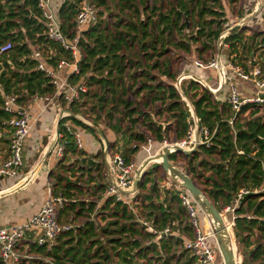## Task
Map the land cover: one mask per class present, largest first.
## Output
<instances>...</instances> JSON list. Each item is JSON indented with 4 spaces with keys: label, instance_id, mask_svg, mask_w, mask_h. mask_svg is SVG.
Listing matches in <instances>:
<instances>
[{
    "label": "trees",
    "instance_id": "16d2710c",
    "mask_svg": "<svg viewBox=\"0 0 264 264\" xmlns=\"http://www.w3.org/2000/svg\"><path fill=\"white\" fill-rule=\"evenodd\" d=\"M82 1L65 0L60 10L62 30L68 41L75 38L74 21ZM88 1L102 10L99 11L98 23L86 27L83 32L86 40L82 39L80 43L83 56L81 71L79 76H72L71 81H83L101 92L105 89V92L114 93L115 107L109 106V99L103 93L90 94L88 100L92 102V115L97 116L95 120H100L101 112L106 110L108 120L113 122L117 109L119 111V107H124L126 112L121 114L129 119V124L145 127L159 145L164 141L175 144L186 139L190 113L175 87L180 75L175 72L179 60L170 58V49L192 54L193 47L199 46L195 52L200 57L206 54L214 57L217 40L234 24L233 21L229 24L222 11L221 0H212V6L208 5L210 0H177L176 5L165 12L157 5L153 10L146 5L143 9L148 16L146 21L141 19L139 11L144 5L142 0ZM217 5L220 7H215ZM246 5L245 15H249L254 3L247 0ZM111 9L118 16L113 27L104 16ZM45 29L36 0H0V45L6 42L15 44L9 57H1L5 60L6 69L0 72V84L6 94L20 96L25 92L21 100L27 102V97L53 93L49 78L37 70L38 62L31 57V47L55 51V55L50 54L46 61L53 66L61 57L69 58V53L59 42L49 40L44 34ZM191 29L195 34L184 38L182 33ZM174 38L176 41H173ZM247 38L244 30L236 27L226 43L237 52L239 48H246ZM180 88L192 103L200 119V128L215 132V136L209 147L201 145L192 155L176 153L171 156V161L179 162L180 158H184L186 172L220 212L232 209L242 190L250 192L244 195L234 210L237 260L238 264H246L247 257H251L252 264H264V110L260 105L242 107L231 127L228 122L233 114L228 104L221 105L212 93L192 79L183 80ZM127 94L142 99L144 102L140 106H144V110L127 100ZM2 103L3 98L0 97V106ZM86 104H89L88 101L78 108ZM131 107L135 108L130 110ZM72 110L78 113L74 107ZM0 113L8 119L3 110ZM68 120L95 135L81 121L75 118ZM68 120H63V124ZM160 122L168 125L163 128ZM63 124L59 133L64 136L66 146L64 157L52 176L53 191L68 201L60 215L69 212L77 218L84 217L86 222L81 228L64 232L51 250L32 244L28 253L46 257L52 264H172L185 258L194 264L195 259L189 257V252L183 248L182 239L165 236L160 239L140 226L139 220L145 219L152 222L156 232L161 233L169 226L173 229L175 220H179L180 224L183 221L179 215L169 213L166 200L162 202V180L156 183L152 178L153 169L146 173L132 208L124 202H117L115 197L105 195V161L97 164L95 158L79 150L75 137L66 131ZM115 128L120 132L121 125L118 123ZM130 129L126 128L124 132L127 144L146 143L148 137L145 134ZM135 152L136 149H129L130 155ZM130 155H125L126 160L130 161ZM156 168L159 166L156 165ZM76 173L81 178L87 177L86 182L93 185L88 190L98 200H104L101 205L97 202L77 204L73 193L81 195L84 188L71 182L69 177ZM172 200L181 205L180 193L173 194ZM187 229L185 227L184 231ZM191 234L188 233L189 237ZM103 237L107 238L106 242ZM34 263L47 264L41 261ZM0 264L5 262L0 260ZM20 264L28 263L24 259Z\"/></svg>",
    "mask_w": 264,
    "mask_h": 264
},
{
    "label": "built area",
    "instance_id": "2783aa9c",
    "mask_svg": "<svg viewBox=\"0 0 264 264\" xmlns=\"http://www.w3.org/2000/svg\"><path fill=\"white\" fill-rule=\"evenodd\" d=\"M36 1L38 2L41 18H43L46 28L44 34L49 40L56 43L59 42L63 49L69 53V58H61L56 69H54L50 68L46 62L50 54L45 55L44 57V52L41 47L31 54V57L38 62L37 70L42 71L45 76L49 78L50 85L54 89L53 93L40 96L35 95L33 96V99L35 101H48L50 104L57 103V105L61 106V120H68L69 118L75 116L72 115L68 109L77 104L84 103L93 92V88L86 82L79 81V83H74L71 81V77L79 76L80 74L81 63L83 60L80 43L82 39L86 40L83 36V32L86 27L96 25L98 23L100 19L99 9L88 0H83L80 3L75 16L76 19L74 21V32L76 35L73 40L68 41L62 30L61 22L59 20L57 21L53 15V0ZM252 2L254 5L251 14L247 15V17L241 18V23H238L237 25L245 27L250 20L262 16L261 21L257 23V25L261 27L262 33H254L252 30L253 46L258 48L257 54L252 53V57L257 55H262L264 57V0H252ZM249 17L250 19L246 21ZM244 21L245 23H243ZM230 35L231 33H229V31L223 32L217 40L219 45L217 55L215 54V56L208 62H203L200 59H197V61H195V66L197 68L214 69L219 73V86L227 87L229 92L227 102L230 106L233 117L228 123L232 127L242 107L246 105H260L262 106V110H264V99L261 97L264 94V68L257 61V58H254L253 61L256 62V64L250 65L249 70L236 61L239 53L244 54V51L247 49L248 40L245 41L246 48H244V50L239 48L237 52L232 51L234 53L231 54L221 53L220 48L222 47L227 50L231 49V45L226 43V39ZM14 48L15 44L12 42H6L0 45V57H9ZM64 68L68 70V74L65 75V77L59 74V71ZM183 80H185L184 74L179 77L178 83L175 85L177 91L178 86L181 87ZM208 88L210 89L209 86ZM210 91L214 93L211 89ZM244 92L247 93V96L244 95ZM22 95L23 94L20 96L14 94H4L2 97V110L8 115V119H4L1 123L2 125L9 127L11 130L9 133L10 144L9 154L7 156L8 158L0 161V179L15 178L22 172V169L25 166L24 148L27 136L31 130L32 117L28 112L27 102L21 100ZM184 101L187 103L186 100ZM186 106L188 108V112L190 113V118L187 121L189 126V134L187 138L175 144L164 141L162 147L176 145L184 150H193L197 144H200V146L205 145L207 147L211 145L215 132L211 133L206 128H200V139L199 142H197L196 124L197 122L200 123V119H195L194 113H192L189 104H186ZM84 108L86 109L87 106ZM133 108L135 107H131L130 110ZM125 112L126 110H124V113ZM87 118L82 115L77 116V119L83 124L92 126L91 118ZM121 118L125 122L129 123V119L127 117L122 115ZM159 124L164 128L163 124L165 123ZM63 126L67 132L75 137L78 149H83V137L72 128L69 121H65ZM137 130L139 133L145 134L148 137L145 144L151 143L154 140L147 133L145 127L141 125L137 126ZM57 137L58 143L56 142L57 144L55 145V156H57L58 159H61L64 157L66 145L63 141L64 136L62 134L58 133ZM107 148L108 147L105 144L103 146V152H105L106 155V164L108 168L105 171L107 179V189L105 191V195L108 197H115L117 202H124L132 208V203L125 197H133L135 194L125 195L122 192L133 189L135 181L138 177H140V175H142L140 174L142 164L137 166L133 161L126 160L123 154L119 152H115L113 156H110L107 154ZM135 148H137V145H134V149ZM94 162L97 164L100 163L99 160ZM178 187L181 189V184H179ZM53 188L54 180L51 177L49 182L48 198L41 212L36 217L23 222V224L3 227V229H0V257L5 264H20L23 261L26 256L22 255L21 247L25 242L30 245L35 244L39 247L45 246L48 250H51L56 246L58 239L64 232L75 228L71 223L68 225L61 224L60 213L67 205L68 201L61 194H55ZM249 193V191L242 190L232 209H226L233 213V221L236 219L234 211L235 208H237L240 204L244 195ZM180 200L181 205L186 212V222L189 224L191 231L193 232V238L184 243L185 250H187L191 254V257L195 259L194 264H219L218 259H216V251L207 247L206 243L208 238L214 236L205 232L204 226L201 224L199 219L198 211L200 208L195 203L190 193L183 188L181 190ZM139 223L140 226H143L147 232L156 234L160 239H162L163 236L167 238L173 237L172 227L170 226L159 233L154 230L149 221L142 219L139 220ZM174 225L175 224L172 223V226ZM220 264H223V262Z\"/></svg>",
    "mask_w": 264,
    "mask_h": 264
},
{
    "label": "crops",
    "instance_id": "0c3cea01",
    "mask_svg": "<svg viewBox=\"0 0 264 264\" xmlns=\"http://www.w3.org/2000/svg\"><path fill=\"white\" fill-rule=\"evenodd\" d=\"M61 21L62 20L60 19V22ZM247 26H248L247 28H249L251 32L253 30L254 33L256 32L262 33L261 27L257 24L251 26L248 23ZM39 48L36 46L31 47L32 50L31 54H33L35 50H38ZM41 48L44 52L43 54L44 57L45 55H49V54H51L52 56L55 55V51L51 52L50 50L44 49L43 47ZM61 58H64V56ZM0 63H1L0 65V72H1L3 69H6V67L4 66L5 60H2L1 57H0ZM8 63H10L13 71L14 70L16 71V68H14L13 64L11 63V60H8ZM57 65L55 66L49 65V67L56 69ZM203 70L206 71L209 70L211 73H207L206 71ZM59 74L65 77V75L68 74V70L66 68L61 69L59 71ZM181 74H184L185 80L192 79L203 86L204 85L209 86L210 89L214 93H216V94L213 93L215 100L219 101L221 105L228 104L227 102L228 95H226L225 92V90L228 89L227 87L219 86L220 84L219 73L216 72V70L208 69V68L207 69L199 68V67L197 68L195 66V61H194L190 63V65L185 66V69L181 72ZM212 75H214L215 79L213 80L214 82L211 83V80L209 79L212 78ZM194 77L199 78L202 82L197 81ZM4 94L6 93L4 92L0 84V97L2 98ZM23 94H25V92ZM244 95L247 96V93L244 92ZM75 106L72 107L78 110L77 114H75V112H72L73 111L72 107L68 110H70L72 115L76 116L75 119H77V116L83 114V112H81L80 109H84V107L78 108L80 104H77ZM143 107L144 106H139L140 109L144 110ZM27 108H28V112L32 117V122H31L32 126L27 136V140L25 142V148H24L25 166L22 169V172L15 178L0 179V229H3V227H11V226L23 224V222H26L27 220L36 217L41 212L48 198L49 182L51 180V177L54 175L53 173L60 165L61 159H63V158L58 159L57 156H55V146L53 147L55 141L58 143L57 135L60 132L61 125L63 124V120H61V116H60L61 106L57 105V103L50 104L48 101H44V100L35 101L33 97H27ZM123 108L124 107H119V111L117 109V117L121 113H124ZM105 109L109 110L110 108H105ZM1 111H2V106H0V112ZM106 113H108L106 110L105 112H101L100 115H102V117L100 118V120L97 121L95 120L97 119L96 115L94 116L91 115L92 117L89 116L92 121V126H88V127H90L93 130V132L94 129L99 130L102 132V135H104V136L98 135L95 132H94L95 135L91 133L92 135L91 139L94 141V145L100 149L97 150V153H95V155H90L89 153L91 152V148H89L88 145H86L88 144L87 142L83 141L82 150L89 157L95 158V161H97L98 157L104 156L103 157L104 159L103 158L100 159L105 161L106 169H108L106 164V155L105 152H103V146L105 144L107 145L108 155L113 156L115 152H119L123 154L125 158V155H130L129 149H134V145L137 144L135 143L127 144L125 142L126 139L124 132L128 127L133 129V131L138 132L137 126L140 125H137L135 127L133 125L134 127L133 128L131 124L125 122L121 117L118 121L114 120L113 122H111L110 120H107L108 118ZM0 117H1L0 118V161H2L8 158L7 156L9 154V144H10L9 133L11 129L7 126L2 125L1 123L4 119L7 118V116L5 114H2ZM68 121L72 126V128L80 134L81 133L80 127L82 126L75 125L70 120ZM118 123L121 125L120 132L117 130V128H115L116 126H118ZM128 134H130L129 130H128ZM162 145L163 144L159 145L154 140L151 143H147V144L144 143L137 145V148H135L136 152L133 155H130V161H133L137 166H140V164L148 162L151 158H154L155 156L159 155ZM100 159L99 162H101ZM172 162L175 165H177V167L180 163L174 161ZM154 168L155 166L151 167L150 169L148 168L149 170L147 169L146 173H148L151 169H153L151 170L153 171L152 178L156 182L162 180V182L160 183L162 184L161 185L162 187L168 185V188H163V190H161L162 202L166 200L167 201L166 203L169 205L170 208L169 213L172 212L174 216L179 215V217L183 220L182 224H180L181 222L179 220H175V222H173L175 225L173 226L172 229L173 232L172 238L182 239L183 240L182 246L185 249L184 243L193 238V232L191 231L189 224L186 226L187 216L182 205L172 200L173 194H177V193L181 194L182 188L180 189L179 187L174 186V188L170 189L171 184L168 183V181H164V179H159V174H160L159 168L156 169ZM184 172L187 173L186 171ZM137 195L138 194L136 193L135 196L133 197L126 196L125 198L133 204L137 200L135 199ZM198 212H199L200 222L202 221L201 223L205 228V224H207L209 220V215L200 209ZM149 222L152 224L151 221ZM234 224L235 223L233 221L232 226H234ZM185 227L189 229V230L187 229L186 232L184 231ZM206 227L208 231L210 230L212 231L213 229L211 225H207ZM188 233H192L191 237H189ZM29 246L30 244L25 242L21 248L23 247L29 248ZM178 250H181V248H179ZM189 257H191L190 253H189ZM11 264H16V263H11ZM172 264H192V263L191 260H186L185 258V260L182 261H173ZM246 264H252L251 257H247Z\"/></svg>",
    "mask_w": 264,
    "mask_h": 264
},
{
    "label": "rangeland",
    "instance_id": "374dc122",
    "mask_svg": "<svg viewBox=\"0 0 264 264\" xmlns=\"http://www.w3.org/2000/svg\"><path fill=\"white\" fill-rule=\"evenodd\" d=\"M64 1L65 0H53L52 1V12H53V15L56 18V20L60 21V19H61L60 10L62 8V5H63ZM142 2L144 3V5H141V6L139 5L140 6L139 11H140L141 19L146 21L148 16L144 13V10H143L146 5L150 8V10H153L155 8V6L157 5L159 7H162L163 8V12H165L168 9H170L171 7H174L176 5V3H177V0H142ZM208 3H209L208 5H210V6L214 5L212 0H210ZM246 3H247V0H235V2H230L229 0H221V6H222V9H223L222 11L226 14V18H227L229 24H230L231 21L234 22V24L231 23L233 25L230 28H233V27H234V29H236V27L237 28H241L242 30H244V33H246V35L248 36V38L246 39V40H248L247 49L244 51V54H240L239 53V56L237 57L236 61L238 63H240L241 65L245 66L247 70H249L250 69V65L256 64V62L253 61L254 58H257L258 59L257 61L262 66H264V57L262 55H257V56H253L252 57V53L257 54V51H258V48L253 46V42H252L253 39L251 38L253 34H252L250 29H246L245 28V27H248V26L240 27V26L237 25L238 23H241L240 19L242 18V16L247 17V15H245L246 13H245V10H244V8L247 6ZM215 7H220V5H217ZM98 9H99V11L102 10V8H99V7H98ZM112 9H111V11L109 13H105V15H104L105 16V20L107 21L108 24H110L111 27H113L117 23V17H118V16H115L116 12L114 10L112 11ZM195 9H196V7H195ZM261 18H262V16L256 17V19L250 20L249 21V25H251V26L256 25L259 21H261ZM229 29H227L225 31H229ZM182 34H183V37L186 38V36H191V35L195 34V31L193 29H191L190 31L189 30L184 31ZM166 35H169V34L166 32ZM173 41H176V39L174 38ZM198 47L199 46L193 47L192 54H186L182 50H180V51L177 50V52H175L173 49H170V56H171L170 58H172L173 61L174 60H176V61L179 60L178 64L176 65V69H175L176 74H180V75H178V79H179V77H181L183 75V74H181V72L185 69V66L190 65V63H192L194 61H197V59H200L203 62H208V61H210L213 58L212 56H210L211 54H208V55L206 54V55L200 57L199 53L195 52ZM217 50H219L218 42H217V44H215V52L214 53L216 55H217ZM220 51L223 54L234 53V52H232L231 49L227 50L224 47L220 48ZM203 71H206V70H203ZM206 72L207 73H211L209 70H207ZM178 79H177V83H178ZM214 79H215V77H214V75H212V78H210L209 80H211V83H212V82H214L213 81ZM225 92H226V95L229 94L228 90H225ZM93 93H96V95H99L100 93H103V95H105L107 97V99H109V106L115 107V103L113 102L115 95H114V93L112 91H106L105 92V89H103L102 92H101L97 88H93ZM127 95H129V96H127L126 99L131 101V102H135V104H137L138 107L140 106V104H142L144 102L142 99H140V98L137 99L135 96H133L131 94H127ZM85 101H88V103H89V104H86L87 108L86 109L85 108L84 109H80V110H81V112H83V114H81V115L85 116L87 118L89 116L91 117V115L93 114L91 112L92 111L91 110V106L92 105H90L92 102L89 101L88 99H86ZM159 105H156V107H158ZM147 110H149V109H147ZM121 116H122L121 114L118 115V117L115 119V121H118ZM166 117H168V116H166ZM80 132H81L80 135L82 137H84L83 141L87 142L88 144H86V145H88V147L91 148V152L89 154L90 155H95V153H97V150H99L100 148H97L94 145V141L91 139V137H92L91 132L89 130L85 129L84 127H80ZM171 144H174V143H171ZM101 159H102V157H101ZM141 160H142V158H141ZM179 162L180 163L178 165V168L179 169H185V162H184V158L183 157L180 158ZM154 166H156V165L155 164H150L149 169L151 167H154ZM159 171H160L159 172L160 173L159 174V179H164V181H168V183L171 184L170 189L174 188V186H177V187L179 186L180 183L178 181H176V180H173L168 173H165L164 171L162 172L161 167L159 168ZM183 171H186V170H183ZM74 175L76 177L75 176L69 177V174H65V176H68L70 178V180H71V182L73 184H75V185L78 184V186L81 189L84 188V193H82L81 195H79L76 192L73 193L75 195V197H74L75 201H78L77 204H80L82 202L87 203V204L91 203V202H97L98 205H101L104 200H102V201L98 200L96 196H92L91 195L92 191H90L88 189H89L90 186L93 187V185L89 184V182H86L87 177L84 179V178H81L80 175H78L77 173L74 174ZM161 185L162 184H160V186ZM78 210H79V207L77 208V211ZM76 212H74V213H76ZM222 212H223L224 216L226 217V223L229 224V226H231L232 241L234 243L235 251H236V253L238 255L237 240L234 237V231H233V226H232L233 213L231 211H228V210H223ZM61 215H62L61 224L62 225L63 224L64 225H68L69 223H71L75 227L74 229L81 228L83 226V224L86 222V219L84 217L77 218L75 216V214H72V213L70 214L69 212H64V214L62 213ZM209 222L211 223L210 220H208L207 224H205V222H204V224H205V228L204 229H205V232H207L208 234H209V231L206 230V226L209 225ZM211 226H213V225H211ZM213 231H214V229H213ZM213 231H211L212 234H213ZM102 240L104 242H106L107 238L103 237ZM206 244H207V247H209V248L213 249L214 251H216V255H217L216 259H218L219 263H222V256L220 254V251L217 249V245H216V241H215L214 237H209ZM28 250H29V248H26V247L21 248L22 255L26 256L24 259L27 260L28 264H32L34 262H39V261L45 262L47 264H52L50 259H48L46 257H43V256H38V255H35V254H29Z\"/></svg>",
    "mask_w": 264,
    "mask_h": 264
},
{
    "label": "water",
    "instance_id": "95a60500",
    "mask_svg": "<svg viewBox=\"0 0 264 264\" xmlns=\"http://www.w3.org/2000/svg\"><path fill=\"white\" fill-rule=\"evenodd\" d=\"M248 19H250V17L247 18L246 21ZM243 23H245V21ZM233 29L234 28L229 29V33H231ZM194 78L197 81L202 82L199 78H196V77ZM205 88L209 92H211L208 86H205ZM178 91L179 93H181L184 100L187 101V104H189L192 110V113H194L195 119L198 120L197 114L195 113L192 103L185 97L184 93H182L179 86H178ZM261 97L264 99V94ZM74 118L76 117L74 116ZM167 125L168 124H163L164 128ZM199 130H200V125H199V122H197L196 124L197 142H199V139H200ZM94 132L97 133L98 135H102V132L99 130L94 129ZM55 144H56V141L53 147L55 146ZM199 147H200V144H197L193 150H184L181 147H178L176 145H168V146L162 147L159 155L155 156L154 158H151L148 162L143 163L141 165L140 174L142 175H140V177H138L137 180L135 181L133 185V189L130 191H123L122 193L125 195L138 193L139 187L141 183L143 182L144 177L146 176L145 173L147 169L149 168L150 164L158 165L159 168L161 167L165 173H168L173 180L178 181L181 184V187L190 193V195L192 196V198L194 199L195 203L198 205L200 210L206 212L210 216V218H212L213 225H214V231H215L214 239L216 241L217 249L220 251V254L222 256L223 264H238L237 253L235 251L234 243L232 241V234L228 230L229 227L226 223V217L224 216L223 212L218 211L214 203L209 200L206 194L191 179L188 173H185L182 169H179L171 161V156L173 154L181 152L186 155H192L199 150ZM154 161H156V163H154ZM163 188H168V185H165L164 187L161 186L160 190H163ZM234 237H235V232H234Z\"/></svg>",
    "mask_w": 264,
    "mask_h": 264
},
{
    "label": "bare ground",
    "instance_id": "6f19581e",
    "mask_svg": "<svg viewBox=\"0 0 264 264\" xmlns=\"http://www.w3.org/2000/svg\"><path fill=\"white\" fill-rule=\"evenodd\" d=\"M152 160H154V159H152ZM155 160H157V159H155ZM154 163H156V161H154ZM199 200V199H198ZM200 202V201H199ZM209 220L211 221V223L209 222V225H213V220H212V218H210V216H209ZM228 225V230L230 229L231 230V226H229V224H227ZM214 227V225L212 226V228ZM214 229V228H213ZM213 229H212V231H213ZM206 230L208 231V229H207V227H206ZM230 233H231V231H230ZM209 234L211 235V236H213V235H215V231H213V234H212V232H210L209 231Z\"/></svg>",
    "mask_w": 264,
    "mask_h": 264
}]
</instances>
